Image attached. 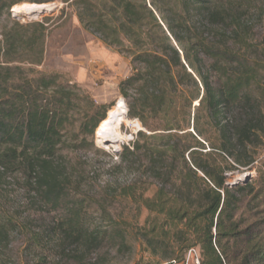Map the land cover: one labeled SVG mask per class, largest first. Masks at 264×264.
Here are the masks:
<instances>
[{"label": "trees", "instance_id": "16d2710c", "mask_svg": "<svg viewBox=\"0 0 264 264\" xmlns=\"http://www.w3.org/2000/svg\"><path fill=\"white\" fill-rule=\"evenodd\" d=\"M70 1L83 29L120 48L135 67L119 92L128 101L129 119L149 134H136L123 148L120 165L140 168L147 160L158 183L151 197L135 184L123 188V196L147 212L135 229L148 256L145 264H196L188 256L192 250L197 264H264V217L244 215L248 206L264 204V189L228 184L229 173L253 167L256 149L264 143V68L250 56V18L264 0L63 3ZM51 2L0 0V20H11L17 5ZM46 25L12 22L0 34V178L19 176L30 195L55 210L68 198L56 159L71 143L66 135L75 128V113L77 137L92 139L108 109L95 106L58 75L21 68L42 64ZM206 147L210 151L204 153ZM176 153L182 167L172 169L175 160L170 156L168 162L169 155ZM68 206V214L41 228L31 244L48 246L56 236L91 251L103 245L112 227L86 228L82 208ZM117 228L113 242L127 249L126 232Z\"/></svg>", "mask_w": 264, "mask_h": 264}, {"label": "rangeland", "instance_id": "374dc122", "mask_svg": "<svg viewBox=\"0 0 264 264\" xmlns=\"http://www.w3.org/2000/svg\"><path fill=\"white\" fill-rule=\"evenodd\" d=\"M52 1L42 4L47 7L38 13L20 15L11 10V20L6 16L0 20V34L12 22H47L42 64L35 67L22 65L21 68L30 70L34 75H58L60 82L74 86L95 106L107 108L106 116L120 101L122 114L118 122L108 128L110 138L117 140L100 139L101 125L92 139L84 135L77 137L79 121L76 120L79 117L75 113V128L66 135L71 143L67 142L63 146L56 159L66 178L68 198L55 210L51 206L41 205L37 198L30 195L19 176L0 178V264H75L71 258L73 255L80 258L83 264H145L148 256L141 252V242L135 235V229L137 225L143 224L147 212L141 204L124 197L127 191L123 188L135 184L147 190L146 197H151L158 183L146 168L147 160L140 163V168L120 165L123 148L134 142L136 134L139 131L149 134L136 120L129 119L128 101L119 92L120 83L131 76L135 67L120 48L104 44L97 35L83 29L72 1ZM22 5L33 4L24 3L15 7ZM252 11L254 13L249 18L254 30L250 34L253 42L250 56L255 60L260 59L264 68V5L257 4ZM261 87L264 88V84ZM176 143L179 147L184 144L181 141ZM151 144L158 145L159 141ZM209 151V147H206L204 153ZM170 156L175 160L172 169L182 167L181 153L169 155L168 162ZM255 156L257 159L251 169L228 174L229 185L248 187L255 184L259 190L264 189V143H260ZM70 203L82 208L81 218L86 228L100 225L112 227L103 245L91 251L82 243L70 244L56 236L48 246L31 244L33 235L41 228L48 227L68 214ZM257 204L260 206L254 208ZM257 204L248 206L249 211H245L244 207L245 217H264V204L260 200ZM111 219L118 223H111ZM119 225L127 237L128 247L123 250L118 249V244L112 238Z\"/></svg>", "mask_w": 264, "mask_h": 264}, {"label": "bare ground", "instance_id": "6f19581e", "mask_svg": "<svg viewBox=\"0 0 264 264\" xmlns=\"http://www.w3.org/2000/svg\"><path fill=\"white\" fill-rule=\"evenodd\" d=\"M47 6L43 5H22L19 7H14L13 12L14 13H20V15H25V13H38L44 9H46ZM120 101L119 104H117L112 110L109 111L107 119L101 124L99 128V135L100 139L105 140H111L116 141L117 138H110V135L108 134V128L111 127L114 123L118 122L119 117L121 116L120 112ZM124 106V105H123Z\"/></svg>", "mask_w": 264, "mask_h": 264}, {"label": "built area", "instance_id": "2783aa9c", "mask_svg": "<svg viewBox=\"0 0 264 264\" xmlns=\"http://www.w3.org/2000/svg\"><path fill=\"white\" fill-rule=\"evenodd\" d=\"M189 257L193 258L195 263L197 264L198 261H197V254L194 250L190 251L189 254H188Z\"/></svg>", "mask_w": 264, "mask_h": 264}]
</instances>
